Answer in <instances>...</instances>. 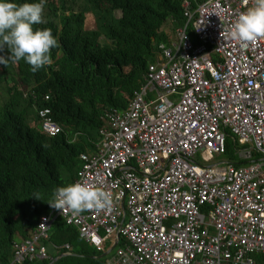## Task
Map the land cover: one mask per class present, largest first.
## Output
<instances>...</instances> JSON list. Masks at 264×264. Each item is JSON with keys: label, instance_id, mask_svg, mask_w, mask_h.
<instances>
[{"label": "built area", "instance_id": "2783aa9c", "mask_svg": "<svg viewBox=\"0 0 264 264\" xmlns=\"http://www.w3.org/2000/svg\"><path fill=\"white\" fill-rule=\"evenodd\" d=\"M252 2L184 1L187 24L172 48L161 46L141 92L127 110L105 115L97 152L81 156L76 182L111 192L112 207L77 217L54 209L15 243L11 264L48 259L44 242L58 219L100 253L118 243L110 264H261L264 38H227ZM38 112L47 135L63 132L50 109ZM229 133L251 147L240 159L262 158L226 160Z\"/></svg>", "mask_w": 264, "mask_h": 264}, {"label": "trees", "instance_id": "16d2710c", "mask_svg": "<svg viewBox=\"0 0 264 264\" xmlns=\"http://www.w3.org/2000/svg\"><path fill=\"white\" fill-rule=\"evenodd\" d=\"M184 1L84 0L79 5L77 0H46V22L34 28L51 29L57 39L53 63L35 73L23 60L0 65V81L8 90V99L0 103V264H11L15 243L31 239L41 218L54 210L47 203L54 190L76 182L81 156L98 150L105 115L127 110L161 46L172 48L176 31L187 24ZM89 16L95 29L87 27ZM189 30L197 42L193 27ZM0 55L10 53L5 49ZM46 108L63 128L57 136L41 126L38 111ZM250 148H242L229 133L225 159L251 165L263 155L253 151L251 160L240 159L241 150ZM49 235L44 242L49 258L24 264H110L111 256L101 258L104 253L62 219ZM256 258L264 263V256Z\"/></svg>", "mask_w": 264, "mask_h": 264}, {"label": "clouds", "instance_id": "9594fccd", "mask_svg": "<svg viewBox=\"0 0 264 264\" xmlns=\"http://www.w3.org/2000/svg\"><path fill=\"white\" fill-rule=\"evenodd\" d=\"M45 4L46 0L22 4L15 0H0V53L5 49L10 53L0 55V65L7 66L8 62L23 60L35 73L53 63L51 49L57 47V39L51 29L34 28V25L46 22L43 16ZM227 38L242 44L264 38V0H253L252 5L238 15ZM33 197L40 199L39 194ZM47 203L53 209L67 210L77 217L87 211L110 209L113 195L101 188L76 182L55 189L52 200Z\"/></svg>", "mask_w": 264, "mask_h": 264}, {"label": "rangeland", "instance_id": "374dc122", "mask_svg": "<svg viewBox=\"0 0 264 264\" xmlns=\"http://www.w3.org/2000/svg\"><path fill=\"white\" fill-rule=\"evenodd\" d=\"M83 1L84 0H77V3L79 5H82L84 3ZM120 15H121V13H118V16H120ZM87 20H88L87 21V27L90 28V29H95L96 28V21H95L94 17L93 16H89ZM166 31H168L169 34L172 32L170 29H167ZM172 33L174 34V32H172ZM175 40L176 39H175V35H174V41ZM1 71L2 70H1V66H0V74L2 73ZM6 87H7V85L0 81V103L2 101H5L6 99H8V95H7L8 94V90H7ZM247 152H249V151H247ZM243 159H246V154L243 155Z\"/></svg>", "mask_w": 264, "mask_h": 264}, {"label": "water", "instance_id": "95a60500", "mask_svg": "<svg viewBox=\"0 0 264 264\" xmlns=\"http://www.w3.org/2000/svg\"><path fill=\"white\" fill-rule=\"evenodd\" d=\"M117 246H118V243H116L115 245H113V246L110 248V250L107 251V252H105L104 255H103L101 258H108L109 256H111V255L115 252ZM56 261H57V260L53 261L51 264H55Z\"/></svg>", "mask_w": 264, "mask_h": 264}, {"label": "bare ground", "instance_id": "6f19581e", "mask_svg": "<svg viewBox=\"0 0 264 264\" xmlns=\"http://www.w3.org/2000/svg\"><path fill=\"white\" fill-rule=\"evenodd\" d=\"M139 92H140V91H139ZM81 170H82V168H81ZM81 170H80V171H81Z\"/></svg>", "mask_w": 264, "mask_h": 264}, {"label": "crops", "instance_id": "0c3cea01", "mask_svg": "<svg viewBox=\"0 0 264 264\" xmlns=\"http://www.w3.org/2000/svg\"><path fill=\"white\" fill-rule=\"evenodd\" d=\"M88 154H92V153H88Z\"/></svg>", "mask_w": 264, "mask_h": 264}]
</instances>
